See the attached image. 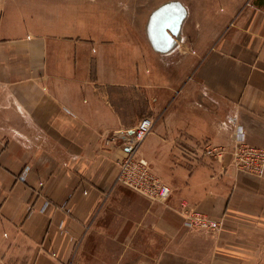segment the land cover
Segmentation results:
<instances>
[{
	"label": "crops",
	"instance_id": "obj_1",
	"mask_svg": "<svg viewBox=\"0 0 264 264\" xmlns=\"http://www.w3.org/2000/svg\"><path fill=\"white\" fill-rule=\"evenodd\" d=\"M145 116L164 201L117 181ZM243 141L264 147V0H0V264H264V174L204 150Z\"/></svg>",
	"mask_w": 264,
	"mask_h": 264
},
{
	"label": "built area",
	"instance_id": "obj_2",
	"mask_svg": "<svg viewBox=\"0 0 264 264\" xmlns=\"http://www.w3.org/2000/svg\"><path fill=\"white\" fill-rule=\"evenodd\" d=\"M153 119L145 116L136 127L124 133L123 144L128 148L127 154L119 159V172L117 181L125 186L136 190L151 200H167L173 192V188L163 182L161 177L152 170L151 163L138 152L141 143L152 132ZM116 137L108 140L112 141ZM205 154L209 156L224 157L226 152L231 151L234 157L233 165L237 170L246 171L255 175L264 174V147H254L246 142H237L231 148L208 144L205 146ZM185 225L189 228L217 232L221 227V220L214 219L204 212L185 210Z\"/></svg>",
	"mask_w": 264,
	"mask_h": 264
}]
</instances>
